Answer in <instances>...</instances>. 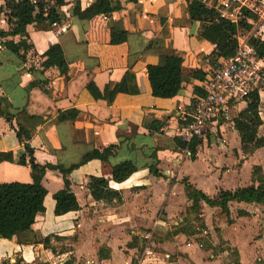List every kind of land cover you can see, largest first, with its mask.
<instances>
[{
    "label": "crops",
    "instance_id": "crops-1",
    "mask_svg": "<svg viewBox=\"0 0 264 264\" xmlns=\"http://www.w3.org/2000/svg\"><path fill=\"white\" fill-rule=\"evenodd\" d=\"M5 1L0 0V5ZM56 1L64 21L49 31L30 27V42L40 60L51 45L59 43L69 65L68 72L61 75L56 68L40 67L36 68L38 72H28L27 63L20 65L16 59L5 62L0 65V102L11 113L23 109L30 116L45 119L32 134L30 143L35 157L41 165H57L62 169L79 166L68 175V180L80 210L66 213L57 207L54 195L64 188V177L58 170H46L42 178L48 193L45 210L38 214L33 225L39 242L19 245L15 237L0 238V264H65L71 259L74 264H138L146 248L143 251L141 245L153 233L163 238L159 248L166 252L150 248L145 261L148 264H221L213 250L205 252L201 245L189 242L185 234L168 237L173 226L184 221L181 215L190 204L185 181L211 198L221 190L241 187L242 176L247 173L248 185L254 166H261L264 172L261 155L264 148L244 157L241 143L238 144L239 134L231 129L222 136L226 142L236 141L240 146L237 153L226 151V143H218L217 136L203 140L195 159L185 157L179 148L178 125L201 91V77L209 69L211 52V46L199 36V23L190 20L189 2ZM95 3L102 5L110 16L98 14L93 9ZM118 3L122 9L113 10ZM111 22L128 31L126 43L111 45ZM1 55L3 50H0V59ZM167 55L183 58L184 83L179 96L161 99L152 95L147 67L162 64ZM6 58L10 59L4 55ZM127 73L134 75L129 85L138 90L137 94H116L108 104L95 100L88 91L92 84L101 91L106 86L112 88ZM36 79L49 81L47 93L31 87ZM262 97L263 104L264 91ZM262 104L260 108H264ZM70 109L78 110V117L59 121L60 112ZM261 135L264 136L262 132ZM212 143L219 144L220 154H214L212 149L217 147ZM111 146L117 149L108 161L85 163L88 154ZM0 152L13 154L15 159L14 163L0 164V184L33 181L31 168L17 162L25 150L3 117H0ZM125 161L135 164L138 171L126 182L116 184L112 181L113 168ZM152 169H157L161 176H155ZM92 177L111 181L110 186L119 191L122 199L94 200L89 189ZM202 207L209 229L213 225L212 215L220 217L221 232L213 236L214 246L224 241L237 249L240 264H256L262 260L264 228L258 231L262 237L253 239L257 229L261 230L257 222L264 225L262 206L231 203V224L220 208H211L206 203ZM241 211L247 215L239 216ZM46 238H50L49 246L43 243Z\"/></svg>",
    "mask_w": 264,
    "mask_h": 264
},
{
    "label": "trees",
    "instance_id": "trees-1",
    "mask_svg": "<svg viewBox=\"0 0 264 264\" xmlns=\"http://www.w3.org/2000/svg\"><path fill=\"white\" fill-rule=\"evenodd\" d=\"M191 21L199 23V36L211 46V52L208 55V68L216 67L220 62L230 59L234 56L237 41L236 35L238 27L226 20L217 18L213 11L206 9L202 0H187ZM93 9L100 15L109 17L110 13L100 4H93ZM122 5L118 3L113 10H121ZM4 17V20H3ZM64 21L63 16L58 12L56 0H6L0 5V50L10 59H4L1 55L0 65L5 62L18 60L20 65L27 63V53L33 49L30 42L29 28L35 26L39 30L49 31L55 24H61ZM5 24V26H2ZM111 31V45H121L127 42L128 31L120 24L111 22L109 25ZM24 46V47H22ZM254 57L256 60L264 61V41L253 40ZM24 48V50H22ZM44 70L57 69L61 75L69 70L63 48L59 43H55L42 55ZM183 58L176 55H167L163 57L162 64L149 65L147 75L150 82L152 95L161 99H172L179 96L183 83ZM28 72H34L29 70ZM200 78V77H199ZM204 79V75L201 77ZM134 80V75L127 73L120 84L106 86L103 91L92 84L88 91L97 101L112 103L113 96L119 93L137 94L138 90L132 89L129 83ZM49 81L36 79L32 82V88H39L47 93ZM264 84L261 88L255 89L248 99L239 105V110L233 116L235 130L239 134L241 150L245 156L253 155L256 151L264 148V136H260V128L264 121L259 114L262 104V94ZM79 115L76 109H70L60 112L58 120L61 122L75 120ZM0 117H3L16 132L17 139L24 147L25 153L17 161L21 166H29L32 170L31 183H2L0 184V238L11 240L14 237L19 245L37 244V234L33 230L39 213L45 210V199L47 189L42 184V178L46 170H58L64 177V188L54 195L56 205L64 212H77L80 205L76 195L70 189L68 175L79 166H73L70 169H62L57 165H41L35 157V149L31 146L32 134L39 128L45 119L36 116H30L25 110H18L11 113L5 109L0 102ZM177 139V138H176ZM203 140L194 141L191 145L192 159L196 158L198 148ZM179 148H185V143L177 139ZM117 147L111 146L106 149H96L85 156V163L89 160L108 161L115 155ZM4 162L14 163L13 154L0 152V164ZM84 164V163H83ZM138 171L135 164L131 161H125L117 164L113 168L112 181L116 184L126 182L133 174ZM155 176H161L157 169H152ZM251 184L246 187H239L235 190H221L219 194L211 198L202 191L196 189L192 184L185 181L187 198L190 201L188 211L197 210L202 203H206L211 208H220L222 214L227 215L228 222L231 224L230 204L245 203L257 204L262 206L264 214V172L261 166H254L252 172ZM109 180L104 177H92L89 189L91 195L96 201L112 202L122 199L119 191L110 186ZM247 213L239 212V216H246ZM191 227L185 219L169 235L176 236L185 234L188 237L196 233L190 231ZM43 243L49 246L50 238L44 239ZM138 243V242H137ZM202 248L205 244L200 243ZM207 248V246H206ZM212 249L211 246L207 250ZM229 249L221 250L223 252ZM235 264H240L239 254L234 251ZM102 256V255H101ZM65 264H74V259Z\"/></svg>",
    "mask_w": 264,
    "mask_h": 264
},
{
    "label": "built area",
    "instance_id": "built-area-1",
    "mask_svg": "<svg viewBox=\"0 0 264 264\" xmlns=\"http://www.w3.org/2000/svg\"><path fill=\"white\" fill-rule=\"evenodd\" d=\"M202 3L218 19L235 24L239 31L234 56L205 72L201 91L177 130L176 138L185 143L182 152L188 158L192 157L194 141L222 135L228 129L236 131L234 113L264 84V61L255 59L252 46L253 40L264 41V0H202ZM259 114L264 121V108L259 109ZM150 252L148 243L138 264H148L145 261Z\"/></svg>",
    "mask_w": 264,
    "mask_h": 264
},
{
    "label": "rangeland",
    "instance_id": "rangeland-1",
    "mask_svg": "<svg viewBox=\"0 0 264 264\" xmlns=\"http://www.w3.org/2000/svg\"><path fill=\"white\" fill-rule=\"evenodd\" d=\"M57 2V1H56ZM54 4H55V0H54ZM32 43V41H31ZM33 45V49H31L30 51H28L27 55V64L29 66V69L34 71V72H38L39 70H36L37 67H40L41 69L44 70V68L42 67V63L43 60H40L39 56L33 51L35 49L34 44ZM24 47V46H22ZM22 50H24V48H22ZM31 53L30 58L28 59V55ZM30 60V61H29ZM264 106V101L263 104ZM235 114V113H234ZM264 117V115H263ZM184 120L182 121L181 125L183 124ZM180 124L178 125V129L180 128ZM177 129V130H178ZM261 132L264 134V126L260 128V134ZM177 134V133H176ZM216 141L219 142H225L226 143V151L228 149H230L233 153H237L238 149L240 150V142H238V144H236V141H232L231 139H229L227 142L224 139V136H222L221 134H217L216 135ZM263 136V135H261ZM213 147H220L219 144L217 143H212ZM216 144V145H214ZM214 148L212 149L213 152H215L214 154H220L219 149L220 148ZM201 149V148H200ZM199 149V150H200ZM181 152V151H180ZM264 152V151H263ZM262 157L264 158V153H261ZM244 157H248L245 156L243 154ZM251 156V155H250ZM222 156H218V159H221ZM226 170V169H225ZM224 170V171H225ZM13 178V177H11ZM249 179V173L245 174L244 176H242V181H241V187H245L251 184L252 181H250V183L247 185ZM132 181V180H131ZM12 183V182H10ZM203 204V203H202ZM226 219H227V215ZM184 217V220H187V223L190 225L191 230L195 232L196 234L192 237H189V242H192L194 244H205V248H202L205 252H211V250H213V255L215 256L216 260H219L221 262V264H235V256L234 255V251L238 252L237 249L235 248H231L230 246L227 245V243H225L224 241H220L218 244H216V246H214V239L213 236H217L219 235V233L221 232V229L219 228L218 224L220 223V217L218 214H213L211 217V221H213V225L211 226V229H209V227L206 224V217H205V213L203 212V207L201 205V207H199L197 210H193V211H186V213H183L181 215V218ZM257 224L259 225V227L261 228V230L257 229V232L255 233V236L253 237L254 241L258 240L262 237L261 233H258V231H262L264 228V225H262L263 223L257 222ZM174 227L173 226V231H174ZM146 229V228H144ZM148 230H145V232ZM170 233V232H169ZM213 234V235H212ZM171 236L168 234V237ZM143 239V238H142ZM139 239H137V242L139 244ZM163 240V238L161 236H158L157 234H152V238L150 240H148L147 238L144 239L143 244L141 245V248H143L144 251V247L147 246V244L149 243V246L152 250H154L155 252H166L165 250H162L161 248H159V244L162 243L161 241ZM209 246L212 247V249L210 248L209 250H207V248ZM262 249H264V246H261ZM224 249H229L228 254L227 255H223L221 250ZM142 251V253H143ZM142 253L139 254V257L142 255ZM176 257V256H174ZM261 261H256V264H264V257H261ZM209 260V257L208 259ZM240 261V258H239ZM138 262V261H137Z\"/></svg>",
    "mask_w": 264,
    "mask_h": 264
}]
</instances>
